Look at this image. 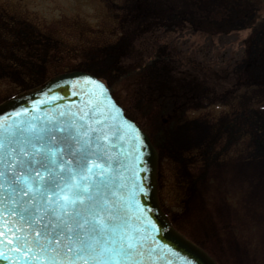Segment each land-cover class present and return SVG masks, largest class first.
I'll list each match as a JSON object with an SVG mask.
<instances>
[{"label": "rangeland", "instance_id": "rangeland-1", "mask_svg": "<svg viewBox=\"0 0 264 264\" xmlns=\"http://www.w3.org/2000/svg\"><path fill=\"white\" fill-rule=\"evenodd\" d=\"M155 39L172 64L146 55ZM245 50L254 62H233ZM71 69L101 78L148 134L174 228L219 264H264V2L0 0V103ZM250 82L253 120L224 124Z\"/></svg>", "mask_w": 264, "mask_h": 264}, {"label": "water", "instance_id": "water-1", "mask_svg": "<svg viewBox=\"0 0 264 264\" xmlns=\"http://www.w3.org/2000/svg\"><path fill=\"white\" fill-rule=\"evenodd\" d=\"M82 132L90 134L80 139ZM50 133L79 140L107 169L94 183L119 217L116 236L130 237L134 245L133 255L122 259L121 264H218L178 232L161 210L155 177L157 152L100 78L79 69L65 71L0 103V142L4 145L0 156L4 159H8V151L18 152L38 136L47 143ZM92 195L98 198L95 190ZM33 196L35 193L28 199ZM0 205V264H46V260L37 259L29 240L36 226L24 227L30 223L22 212L29 207L25 199L5 188L0 190ZM13 210L15 217L4 215Z\"/></svg>", "mask_w": 264, "mask_h": 264}, {"label": "snow or ice", "instance_id": "snow-or-ice-1", "mask_svg": "<svg viewBox=\"0 0 264 264\" xmlns=\"http://www.w3.org/2000/svg\"><path fill=\"white\" fill-rule=\"evenodd\" d=\"M89 134L82 132L80 139ZM57 144L62 147L50 146ZM7 156H0V190L18 192L29 205L22 209L30 222L24 227L36 226L29 240L37 259L46 260V264H121L133 255L131 238L116 236L119 217L94 183L107 169L79 140L50 133L47 143L38 136L34 143L28 142L18 152L10 150ZM93 190L98 198L93 197ZM32 193L35 196L28 199ZM4 215L15 217L17 213L13 210ZM40 228H44L42 233Z\"/></svg>", "mask_w": 264, "mask_h": 264}, {"label": "trees", "instance_id": "trees-1", "mask_svg": "<svg viewBox=\"0 0 264 264\" xmlns=\"http://www.w3.org/2000/svg\"><path fill=\"white\" fill-rule=\"evenodd\" d=\"M161 27H162V29L164 28V26H161ZM156 42H157V40L155 39V40H152V42L148 44V48L146 50V55L150 54L153 57H155V54H156V56H158V58L155 57V60L170 62L172 64V62H174L172 60V58L174 57V54L172 56L164 54L165 52H169V51L164 52L166 47H161V45H163V44L162 43L156 44ZM162 49H164V50H162ZM170 52H172V50H170ZM252 61H253V59H246V50H245V54L242 53L241 55H239V57L238 56L235 57L233 62H252ZM178 62H184V63L189 64L191 66L193 65L192 62L189 60V56L185 57L184 59H181V61H178ZM262 77H263L262 80H264V74L262 75ZM254 85H257V84H255L254 82H250L249 85L244 83L243 86L240 88V91L238 93L234 92V93L229 94L227 96L228 100L226 99L227 100L226 103H223L224 105H226L228 107V113H226L227 122L225 121L224 124H228V123L233 122L232 125L235 128H237L238 124H239L240 130H242L243 126L246 125L248 121L253 120V119H251V118H254L253 112H252L253 107H252L251 103L250 104L248 102L245 103V95H246V93L248 95H250L249 93H253V91H257L256 87H254ZM252 97L254 98L252 103H256L257 101H258L257 103L264 102V94L263 93L260 96L259 95H252ZM221 100H223V99H220L218 101H221ZM241 103H242V105H241ZM231 116L234 118H232ZM235 117H237V118H235ZM157 171H158V166H157Z\"/></svg>", "mask_w": 264, "mask_h": 264}, {"label": "bare ground", "instance_id": "bare-ground-1", "mask_svg": "<svg viewBox=\"0 0 264 264\" xmlns=\"http://www.w3.org/2000/svg\"><path fill=\"white\" fill-rule=\"evenodd\" d=\"M220 213H221L223 216H225V214H227V212H225V211H223V210H221ZM237 251L239 252V250H237Z\"/></svg>", "mask_w": 264, "mask_h": 264}, {"label": "flooded vegetation", "instance_id": "flooded-vegetation-1", "mask_svg": "<svg viewBox=\"0 0 264 264\" xmlns=\"http://www.w3.org/2000/svg\"><path fill=\"white\" fill-rule=\"evenodd\" d=\"M139 14V13H138Z\"/></svg>", "mask_w": 264, "mask_h": 264}]
</instances>
